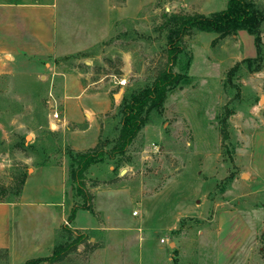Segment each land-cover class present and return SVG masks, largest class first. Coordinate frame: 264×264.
<instances>
[{"label": "rangeland", "instance_id": "obj_1", "mask_svg": "<svg viewBox=\"0 0 264 264\" xmlns=\"http://www.w3.org/2000/svg\"><path fill=\"white\" fill-rule=\"evenodd\" d=\"M252 1L259 20V56L236 62L229 47L232 35L191 32L184 37L173 68L183 79L167 92L163 106L124 155L88 168L84 189L92 196L93 212L78 211L67 227L83 228L89 241L55 264H264V190L244 186L248 178L239 176L230 137L221 138L224 123L227 131L242 96L249 94L242 81L250 83L258 72L254 78L264 86V0ZM172 4L159 0L133 18L114 17L103 42L50 62L57 72H89V78L110 85L112 109L105 115L110 131L100 138L108 141L107 149L119 132L123 98L150 86L167 64L162 14L195 13L189 0ZM45 62L0 59V198L16 199L22 174L62 164L71 210L83 200L69 177L68 153L76 151L64 140L67 133L49 127V94L59 103L60 93L59 78ZM118 79L126 84L117 85ZM43 178L35 173L29 185ZM64 235L59 231L56 239L64 241ZM4 258L0 252V261Z\"/></svg>", "mask_w": 264, "mask_h": 264}, {"label": "crops", "instance_id": "obj_2", "mask_svg": "<svg viewBox=\"0 0 264 264\" xmlns=\"http://www.w3.org/2000/svg\"><path fill=\"white\" fill-rule=\"evenodd\" d=\"M158 1L46 0L33 3L0 0V59L24 57L49 61L45 66L48 65L59 78L61 119L56 130L62 135L67 133L64 140L67 139L72 150L84 152L93 148L101 135L110 131V122L105 117L112 109L110 85L102 78H89V72L80 73L75 69L57 72L51 60L71 56L103 42L111 31L114 17L116 20L133 18ZM189 1L195 13L206 15L223 10L227 0ZM172 3L174 7V0ZM215 5L218 10H214ZM232 37L229 47L236 62L259 56L253 36L245 30H238ZM254 76L258 77V72L252 74L250 83L242 81V88L249 94L245 99L242 96V103L229 120L227 135L234 146L239 176L242 178L245 174L248 178H243L244 186L261 191L264 190V101L260 103V99L264 98V86L263 81ZM35 173L44 178L37 185H29ZM66 191V167L44 164L34 168L25 178L17 200L0 202V252L5 255L0 264H25L27 260L51 255L57 231L71 207L66 202ZM73 228L83 229L76 224Z\"/></svg>", "mask_w": 264, "mask_h": 264}, {"label": "trees", "instance_id": "obj_3", "mask_svg": "<svg viewBox=\"0 0 264 264\" xmlns=\"http://www.w3.org/2000/svg\"><path fill=\"white\" fill-rule=\"evenodd\" d=\"M258 14L252 0H227L225 8L208 15L193 13H169L162 14L160 30L166 33L167 64L158 71L150 86L137 93L123 98L122 115L118 135L110 148H106L108 141L100 138L93 148L84 152H69L70 170L69 177L74 185L75 194L82 197V203L73 206L67 216V224L73 223L78 210L93 212L92 196L84 189L85 174L92 165L105 159H114L125 154L126 148L136 138L143 125L150 121V116L157 113L163 106L167 92L180 84L183 79L181 73L173 71L178 64L179 55L182 52L184 37L191 32L214 33L219 36L234 35L238 30H245L254 38V45L259 54L260 39L257 35ZM243 61H252L245 59ZM226 123L222 129V140L228 138ZM24 175L20 177L19 188L16 189L17 200L25 181ZM14 199H1L0 202H10ZM59 231L66 237L64 241L55 239L53 251L50 256L27 260L25 264H55L64 260L69 254L78 250L89 238L81 231L72 230L63 225ZM57 231V233L59 232Z\"/></svg>", "mask_w": 264, "mask_h": 264}, {"label": "built area", "instance_id": "obj_4", "mask_svg": "<svg viewBox=\"0 0 264 264\" xmlns=\"http://www.w3.org/2000/svg\"><path fill=\"white\" fill-rule=\"evenodd\" d=\"M264 75L261 76V78H263ZM117 85L123 87L125 84H126V79H118L117 80ZM47 105H48V108L50 110V117H51V121L49 123V127L50 125L53 126L54 129H57V126L59 124V121L61 119V110H60V103H58L51 94H49V99L47 101ZM132 215L133 216H136L138 215V211H133L132 212ZM65 225L68 226L67 223H64ZM160 242H164V239H161Z\"/></svg>", "mask_w": 264, "mask_h": 264}, {"label": "water", "instance_id": "obj_5", "mask_svg": "<svg viewBox=\"0 0 264 264\" xmlns=\"http://www.w3.org/2000/svg\"><path fill=\"white\" fill-rule=\"evenodd\" d=\"M121 92H122V90L120 89L119 92H118L117 94L114 95V97H115V98L119 97ZM263 101H264V98L262 97V98L260 99V103H262ZM51 128H53V126H52ZM246 177H247V176H246L245 174L242 175V178H246Z\"/></svg>", "mask_w": 264, "mask_h": 264}]
</instances>
